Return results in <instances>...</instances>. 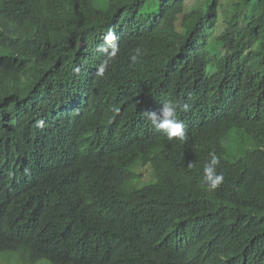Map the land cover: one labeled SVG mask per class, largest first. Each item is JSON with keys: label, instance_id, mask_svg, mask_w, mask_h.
I'll list each match as a JSON object with an SVG mask.
<instances>
[{"label": "trees", "instance_id": "16d2710c", "mask_svg": "<svg viewBox=\"0 0 264 264\" xmlns=\"http://www.w3.org/2000/svg\"><path fill=\"white\" fill-rule=\"evenodd\" d=\"M100 2L0 0V261L264 264V0ZM167 102L186 141L144 114Z\"/></svg>", "mask_w": 264, "mask_h": 264}, {"label": "clouds", "instance_id": "9594fccd", "mask_svg": "<svg viewBox=\"0 0 264 264\" xmlns=\"http://www.w3.org/2000/svg\"><path fill=\"white\" fill-rule=\"evenodd\" d=\"M106 41L110 43V51L104 46L97 47V51L104 53L107 52L108 60H105L97 68V75L103 77L108 71L109 60L114 59L120 49L118 44L113 41L116 40L114 34L110 33L105 37ZM134 54L130 56L131 65H135L140 62L142 57V52L140 48L133 50ZM79 71V69H76ZM189 105L183 104L179 105L175 102H167L163 104V107L159 113L156 112H145V116L151 122L152 126L159 132L165 134L168 139H178L181 142L187 140V135L185 131V124L179 118V111H188ZM119 111V109H115ZM44 122L39 121L38 127H43ZM209 158L203 164V179L202 185L205 186L209 191H215L218 189L223 181L224 175L222 172H218V168L221 166V157L217 155L214 151L209 152Z\"/></svg>", "mask_w": 264, "mask_h": 264}, {"label": "rangeland", "instance_id": "374dc122", "mask_svg": "<svg viewBox=\"0 0 264 264\" xmlns=\"http://www.w3.org/2000/svg\"><path fill=\"white\" fill-rule=\"evenodd\" d=\"M102 2H100L98 4L99 7L106 9V6L108 4V0H101ZM236 0H222L223 4H224V8L226 10H230L232 6V2H234ZM199 4V3H198ZM224 22V21H222ZM220 20L218 23L217 28L215 29V35L214 37H216L217 33L220 32ZM210 46H214V39H212L209 42ZM225 146L228 150V155L230 158H240L244 155V153L247 151V149L250 148V144H248L247 140L245 138H242L241 136H236L235 138L232 139H228L225 142ZM141 172V177L142 180L143 179H148L149 178V169L144 170V169H140L139 170ZM142 185H145L144 183ZM7 255H5L3 258H1L0 264H19V256L16 253H5Z\"/></svg>", "mask_w": 264, "mask_h": 264}]
</instances>
